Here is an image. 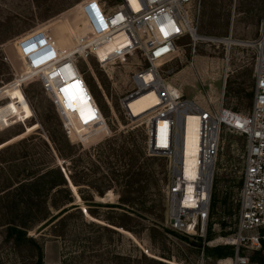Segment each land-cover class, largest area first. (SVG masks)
<instances>
[{
    "label": "rangeland",
    "instance_id": "rangeland-1",
    "mask_svg": "<svg viewBox=\"0 0 264 264\" xmlns=\"http://www.w3.org/2000/svg\"><path fill=\"white\" fill-rule=\"evenodd\" d=\"M81 1L0 0V185L32 181L55 167L68 180L59 191L38 193L31 214L14 203H0V264H209L224 258L203 251L202 245L225 247L214 240L232 232L243 136L221 133L205 235H176L167 217L168 160L145 154L144 124L130 118L119 103L133 86L132 63L138 58L102 67L92 55L78 57L79 70L105 119L99 124L92 106L74 103L72 126L84 134L91 128L84 141L65 134L38 80L18 82L24 65L14 41L42 28L58 48L72 45L85 34L83 28L75 31L78 14L73 8ZM197 32L213 40H200L193 53L189 36L181 38L168 80L204 108L210 102L217 107L224 95L227 108L248 111L256 47L264 39V0H200ZM230 39L242 44L222 42ZM114 48L110 43L97 52ZM62 208L68 211L53 221L43 219L46 210L55 215ZM13 224L26 228L17 234ZM251 258L252 264H264L259 254Z\"/></svg>",
    "mask_w": 264,
    "mask_h": 264
},
{
    "label": "built area",
    "instance_id": "built-area-1",
    "mask_svg": "<svg viewBox=\"0 0 264 264\" xmlns=\"http://www.w3.org/2000/svg\"><path fill=\"white\" fill-rule=\"evenodd\" d=\"M112 2L82 0L76 4L73 8L78 14L75 31L81 32L83 28L85 34L64 49L58 48L50 32L42 28L17 38L13 44L24 65L18 82L38 80L60 116L65 134L84 141L91 128L84 134L72 126L74 103L81 101L92 106L99 124L105 123V119L79 70L78 57L95 56L97 47L121 36V44L103 59L95 58L102 67L138 58L132 63L136 66L131 76L133 86L119 103L130 118L144 124L145 154L168 160L166 203L171 231L190 238L205 235L219 165L221 133L228 130L244 137L236 220L232 232L221 237L224 241L220 242L231 247V254L209 264H252V255L261 251L264 244V39L256 47L249 110L238 112L227 108L224 95L217 100V107L210 102L208 109L186 97L167 76L172 71L169 64L176 57L179 40L189 36L193 53L201 40L197 32L200 0ZM145 72L149 77H145ZM148 90L156 95V107L133 117L126 102ZM189 116L197 118L195 160L186 158L182 148ZM204 246L205 242L202 249Z\"/></svg>",
    "mask_w": 264,
    "mask_h": 264
},
{
    "label": "trees",
    "instance_id": "trees-1",
    "mask_svg": "<svg viewBox=\"0 0 264 264\" xmlns=\"http://www.w3.org/2000/svg\"><path fill=\"white\" fill-rule=\"evenodd\" d=\"M67 181L66 175L59 167L48 169L44 174L36 176L32 181L27 180L26 178L22 180H10L5 184L0 185V203H14V206H18L19 210L23 208V212L31 214L33 212L31 203H33V199L38 193L42 192L47 194L51 193L52 190L59 191L62 187L67 185ZM17 198H21V204L16 203V200H18ZM70 201L72 202V200ZM66 211H68L67 208H62L55 215H52L50 214L49 210H46V214L43 219L45 221L48 220L47 222L53 221L60 214L65 213ZM22 228H26L24 224H13L11 230L17 234H21L24 231ZM172 233L178 235L175 232ZM205 249L218 257H226L231 254V247L229 246H215L214 248H208V246H204L203 251ZM263 253L264 244L262 250L254 254H259L262 261L264 262Z\"/></svg>",
    "mask_w": 264,
    "mask_h": 264
},
{
    "label": "bare ground",
    "instance_id": "bare-ground-1",
    "mask_svg": "<svg viewBox=\"0 0 264 264\" xmlns=\"http://www.w3.org/2000/svg\"><path fill=\"white\" fill-rule=\"evenodd\" d=\"M212 38H207V37H202V41H209ZM213 40V39H212ZM123 41V38L121 36H116L109 42H106L102 45H105L107 47L110 43L115 44V48L117 47L118 44H121ZM222 42L228 44L229 46L232 45H241L242 43L233 41L232 39L230 40H223ZM102 45L97 47L95 49V56L98 58H104V55L107 54L109 49H104L100 54L97 52V49H99ZM94 56V57H95ZM145 77H149V74L147 72L144 73ZM196 100V99H195ZM126 103H128V111L130 114H132L133 117H139L145 112H148L149 110H152L156 107L157 105V98L156 95L153 91L148 90L143 93H140L139 95L135 96L132 99H129ZM198 127H197V118L195 116H189L186 118V131H185V137H184V156L186 158L192 157L193 160H195L196 154H197V141H198ZM223 238H219L218 240H214L215 242H223Z\"/></svg>",
    "mask_w": 264,
    "mask_h": 264
}]
</instances>
